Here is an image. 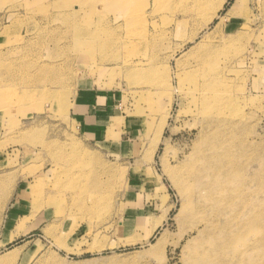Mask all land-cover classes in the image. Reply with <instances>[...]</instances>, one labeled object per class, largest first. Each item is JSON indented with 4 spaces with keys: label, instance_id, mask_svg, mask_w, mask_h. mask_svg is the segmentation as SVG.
I'll use <instances>...</instances> for the list:
<instances>
[{
    "label": "rangeland",
    "instance_id": "1",
    "mask_svg": "<svg viewBox=\"0 0 264 264\" xmlns=\"http://www.w3.org/2000/svg\"><path fill=\"white\" fill-rule=\"evenodd\" d=\"M0 264H264V0H0Z\"/></svg>",
    "mask_w": 264,
    "mask_h": 264
},
{
    "label": "crops",
    "instance_id": "2",
    "mask_svg": "<svg viewBox=\"0 0 264 264\" xmlns=\"http://www.w3.org/2000/svg\"><path fill=\"white\" fill-rule=\"evenodd\" d=\"M112 100L109 94L100 92H81L75 98L77 119L85 123V130L92 136L102 135V130L111 124ZM102 132V133H101Z\"/></svg>",
    "mask_w": 264,
    "mask_h": 264
},
{
    "label": "bare ground",
    "instance_id": "3",
    "mask_svg": "<svg viewBox=\"0 0 264 264\" xmlns=\"http://www.w3.org/2000/svg\"><path fill=\"white\" fill-rule=\"evenodd\" d=\"M120 2H122L123 3V0H120ZM123 5V4H122ZM221 5V4H220ZM215 7V6H214ZM217 8H219L218 6H216V8H215V10H217ZM173 172H175V171H173ZM177 172V171H176ZM172 173V172H171ZM175 174V173H174ZM172 177H173V175H172ZM174 178V177H173ZM177 184V183H176Z\"/></svg>",
    "mask_w": 264,
    "mask_h": 264
}]
</instances>
